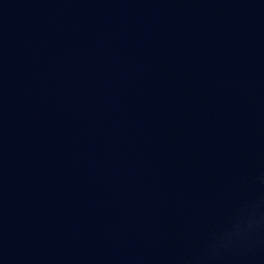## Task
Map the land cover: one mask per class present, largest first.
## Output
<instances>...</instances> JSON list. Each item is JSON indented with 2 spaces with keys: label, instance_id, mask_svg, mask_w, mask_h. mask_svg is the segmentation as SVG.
<instances>
[{
  "label": "water",
  "instance_id": "1",
  "mask_svg": "<svg viewBox=\"0 0 264 264\" xmlns=\"http://www.w3.org/2000/svg\"><path fill=\"white\" fill-rule=\"evenodd\" d=\"M0 264H264V0H0Z\"/></svg>",
  "mask_w": 264,
  "mask_h": 264
}]
</instances>
